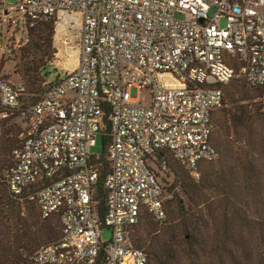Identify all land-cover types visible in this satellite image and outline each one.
Listing matches in <instances>:
<instances>
[{"label": "built area", "instance_id": "2783aa9c", "mask_svg": "<svg viewBox=\"0 0 264 264\" xmlns=\"http://www.w3.org/2000/svg\"><path fill=\"white\" fill-rule=\"evenodd\" d=\"M12 11L29 27L53 21L56 37L78 39L77 66L63 67L55 81L51 71L35 101L0 75V136L13 116L24 121L2 173L6 187L23 210L34 203L43 220L57 216L61 226V237L28 260L97 264L106 246L105 264H149L132 229L145 214L166 221L171 161L200 179L203 163L218 160L212 121L225 87L236 77L264 86V0H17L10 7L0 0V21ZM133 88L149 91V103L133 99ZM105 102L109 242L95 216L91 155Z\"/></svg>", "mask_w": 264, "mask_h": 264}, {"label": "trees", "instance_id": "16d2710c", "mask_svg": "<svg viewBox=\"0 0 264 264\" xmlns=\"http://www.w3.org/2000/svg\"><path fill=\"white\" fill-rule=\"evenodd\" d=\"M26 26L30 36H32L31 45L37 55L43 51L45 43H47L48 48L51 47L54 33L53 21L42 22L35 29L29 27L27 23ZM43 60L34 59L32 61L34 73L40 72V89H31L32 91H37H35L36 93L28 92V95L31 94L32 97L27 98V100L25 99L26 101L37 100L43 92V87L41 86L45 78L50 74L48 68H52L51 64L47 65ZM26 72L23 74L24 78L27 80L29 86H31L29 74ZM236 80L241 79L236 77L225 87V89L228 87L231 96L243 93L239 84H235ZM243 84L250 89H264V86L250 87L244 82ZM36 86L37 83L34 82L31 88ZM260 94L264 96V90ZM224 104L225 97L222 108ZM218 111L214 114L212 121V145L218 152L219 160L220 152L217 147L221 150H223V147L218 141L214 143L213 140L214 132L219 128L221 119V116H216ZM110 112L108 103H103L104 116L101 136L103 137L105 153L95 160L98 180L94 194L95 216L100 224L101 231L106 227L107 192L105 182L111 169L108 161V146L112 140ZM16 118L24 124L22 118L13 116L5 125H8L10 121H14ZM5 137H8L7 133H3V136L0 137V264H34L28 260L27 255L45 244L57 241L61 237L60 221L57 216L43 220L37 208L35 209L31 206L33 203L30 202L25 205L23 210V206L19 200L8 191L2 173L12 163L8 159L9 151L12 152L20 142L12 149L14 140ZM252 154H255V152L253 151ZM241 156V151H238L233 160V165L228 168L224 166L223 170L227 172L225 174L221 170V177L219 178L220 180L218 179L217 185L214 182V178H211L210 174L206 173V171L205 176L201 177L196 183L190 180L184 173L178 176L176 174L180 180V188L191 198L190 208L186 213L187 225L185 226V230L191 231L194 238L192 241H184V243H187L188 248V252L184 253L188 264H199L202 255L205 256V259L209 260L207 264H224L223 260L225 257L230 259L231 264H242L243 250H240V252L234 248L228 250L227 247L240 246L241 239L236 238V235L239 228H245L250 222V211L252 210H255L256 213L254 215L260 221V229L264 232V198H262L264 196V183L260 181L262 174L255 169L252 163H249L248 159H246V164L242 165ZM211 188L221 190L224 200L227 201L224 204L222 213H219L216 204L210 202L211 200L206 194L207 190ZM203 204L207 205L205 209H199ZM192 211L195 212L192 213ZM146 215L148 214L143 215V217ZM56 217L58 222L54 223L53 219ZM143 217L142 220L144 219ZM142 220L137 226L133 227L132 233L139 227ZM174 239L175 236L171 233L167 238L164 237L155 239L153 242L151 241L150 251L147 253L142 248L146 244L145 240L141 239L138 234L131 236L133 246L136 249L143 250L147 254L149 264H151V260L152 264H176L179 255L174 249ZM258 261L259 264L260 262L264 263V252L260 253ZM105 262L106 246H103L100 250L97 264H105Z\"/></svg>", "mask_w": 264, "mask_h": 264}, {"label": "rangeland", "instance_id": "374dc122", "mask_svg": "<svg viewBox=\"0 0 264 264\" xmlns=\"http://www.w3.org/2000/svg\"><path fill=\"white\" fill-rule=\"evenodd\" d=\"M3 2L6 6L10 7L16 4L17 0H3ZM37 26L33 28L35 29ZM56 34L54 25L51 47L48 48L47 43H45L43 51L37 55L31 45L32 36H30L26 22L19 13L12 11L0 21V75H3L14 84H22L26 88V100L32 97L31 94L28 95L29 93H36L35 91L40 89V72L34 73V66L32 64L34 59H44L43 62L47 65L51 64L55 66L56 71L52 70L51 67L48 68V72H54V81L59 76V72L64 70L63 67L72 70L77 66L78 39L76 35L69 34L66 37L59 34L56 37ZM25 72L29 74L31 86H29L27 80L24 78L23 74ZM34 82L37 83V86L31 88ZM235 84H239L243 93L231 96V92L227 87L225 89L224 107L216 114L217 117L221 116V119L219 128L214 132L213 140L214 143L218 141L222 145L223 150L219 149L215 144L220 152V158L211 164L203 163L201 177L205 176L206 171V173L210 174L211 178H214V182L217 185L221 177V170L226 174L227 171L223 170L224 166L226 168L232 166L236 153L241 151L242 165L246 164V159H248L249 163H252L255 169L261 172L262 177L260 181L264 183V96L260 94L264 89H250L241 80H236ZM31 89L37 90L32 91ZM130 92L131 97L143 105L149 103V91H140L133 88ZM3 133H7L8 137L14 140L13 149L21 141L22 134L24 133V124L18 119L12 120L8 125H3L0 137L3 136ZM253 151L255 154H252ZM104 153L103 137L99 135L96 146L91 149V155L98 158L103 156ZM8 159L11 161V151L8 153ZM171 166L174 171V177L172 182L167 186L170 199L166 202V221L160 224L155 222L149 215H146L131 236L138 234L141 239L145 240L146 244L142 248L148 253L151 241L153 242L155 239L164 237L167 238L172 233L175 236L173 240V242L175 241L174 249L179 255L176 264H188L187 258L184 257V253L188 252L187 243H184V241H192L194 238L191 231L185 230V226L187 225L186 213L190 208L191 198L180 188V180L177 176L184 173L195 183L201 177L198 180L193 179L188 172L173 161H171ZM206 194L210 198V202L216 204L219 213H222L224 204L227 201L224 200L221 190L211 188L207 190ZM206 204L201 205L199 209H205ZM31 206L35 209L37 208L34 203ZM255 213V210L250 211V222L245 228H239L237 232L236 238L241 239L240 246L227 247L228 250L231 248L239 252L243 250L242 264H259V255L264 252V232L260 229V221L254 215ZM53 222H58L57 217L53 219ZM186 236L187 238H185ZM111 238V230L108 227H104L101 232V240L109 242ZM223 261L224 264H231L230 259L227 257ZM208 262L209 260L205 259V256L202 255L199 264H207ZM260 264L264 263L260 262Z\"/></svg>", "mask_w": 264, "mask_h": 264}, {"label": "water", "instance_id": "95a60500", "mask_svg": "<svg viewBox=\"0 0 264 264\" xmlns=\"http://www.w3.org/2000/svg\"><path fill=\"white\" fill-rule=\"evenodd\" d=\"M4 15H5V16H7V15H8V13H5Z\"/></svg>", "mask_w": 264, "mask_h": 264}]
</instances>
